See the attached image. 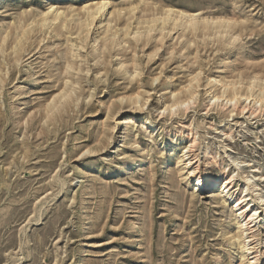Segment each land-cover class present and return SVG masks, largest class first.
<instances>
[{"label": "rangeland", "instance_id": "374dc122", "mask_svg": "<svg viewBox=\"0 0 264 264\" xmlns=\"http://www.w3.org/2000/svg\"><path fill=\"white\" fill-rule=\"evenodd\" d=\"M95 3H107L105 11L89 37L77 35L83 7ZM48 7L69 15L63 37L56 35L58 22L35 27ZM168 8L230 19L239 38L229 45L212 35L181 37L178 28L165 30L160 44L159 28L147 45L143 38L135 42L137 22ZM119 9L131 36L120 31L103 59L106 25L120 24L113 13ZM14 26L34 30L17 60L12 39L0 52V264H247L255 252V264H264V201H256L264 198V112L236 109L229 117L230 106L206 107L221 84L211 80L242 77L246 84L253 74L264 80V0H0V44L10 32L15 36ZM69 41L79 83L62 118L50 120L46 108L61 92L55 81L64 77L61 51ZM104 66L106 75L98 71ZM197 73L194 104L159 115L173 95L186 99L184 89ZM136 93L138 103L127 107ZM120 100L123 111L109 113ZM146 119L150 126L141 129ZM172 135L175 147L165 148ZM193 140L196 147L188 149ZM86 151L93 154L82 157ZM130 161L138 166L123 173ZM196 166L208 175H232L234 188L194 192L186 178ZM227 194L248 195L261 213L240 239L226 234L241 225L233 201L223 204ZM247 237L249 253L239 248Z\"/></svg>", "mask_w": 264, "mask_h": 264}, {"label": "bare ground", "instance_id": "6f19581e", "mask_svg": "<svg viewBox=\"0 0 264 264\" xmlns=\"http://www.w3.org/2000/svg\"><path fill=\"white\" fill-rule=\"evenodd\" d=\"M133 4L134 3L132 2L131 8L128 9L129 14H132L133 11L135 10ZM106 5H107V3H95V4H90L88 6L83 7L84 16L82 17V19L79 22H75V24H74L73 29L75 30V33H77V35H79V36L86 34L85 38L89 37L88 33L90 34V32H89L90 26L93 24V22L95 20H97L98 18H100L102 16L103 12L105 11ZM142 11L145 12V10H142ZM115 12H116V15L114 16V18L120 24L116 25V27H111V22H108V25H106V29H105V32H104V35L102 38V48L104 51H108V54L106 55L105 52H103V59H105L109 54H111L109 52L108 48L110 46L113 47V45H115L114 41H116L115 39H117L115 37H117V35L120 31H124L125 36H131L130 33L128 32L129 26L127 24L125 25L122 21V17H121L122 10L121 9L115 10L113 13H115ZM72 14H74V13H72ZM122 14H123V12H122ZM64 15H65V11L48 7L46 9V11L40 13L39 20H38V22H36L35 27L37 29H42V28H45L48 21L51 24L58 22L59 23V29H58L59 31L57 30L56 35H57V37H60V36L63 37L64 36V34L62 33L63 28L66 30L67 29L69 30V28L67 26L68 25L67 18L69 17V15H65V18L60 20L61 19L60 16H64ZM76 17H78V16H76ZM158 17L159 18H155V16L153 17L151 15L150 16L148 15V16L142 17L137 22V24L135 26L136 31L134 33L135 42H138L143 38L142 43L147 45L149 40H150L149 37H152L151 36L152 32L156 31L159 28H160L159 30L161 33H160L159 38L158 37L155 38V42H159L160 44L163 43V40L165 38L164 36H162V35H164L162 33L165 30H167L168 32H172L178 28L179 29L183 28L182 33L180 34L181 37H185V36H187V34H190L191 36H194V37H199V35H208V36L212 35V36L216 37L217 39H222L223 42L226 41L227 43H229V45H230V43L236 41L239 38L238 35H236L234 33L235 22H232L230 19H221V18L216 19V20L209 19V18L208 19H203V18L199 19L193 14L191 15L188 13H184L182 11H174L173 12L172 9H170V8H168L166 11L161 13V15ZM133 21H134V19H133ZM71 24H70V26H71ZM51 28H53V27H51ZM33 30H34L33 28L27 29V27H25V26H18V27L14 26L15 36H11V32H10L9 33L10 35H6V37H3L1 39L2 46L0 44V52L1 53L3 52V45L7 44L6 41L8 39H10V40L12 39V43L14 45L13 46L14 55H15L14 59L17 60L20 57V55L26 51V49H27V47H26L27 42L26 41H27L30 33ZM49 30H51V29H49ZM71 30H72V28H71ZM43 32H44V30H43ZM43 32H40V33H43ZM48 33H47V35H48ZM44 34H43V36H44ZM67 34H70V33H66V35ZM100 36H102V34ZM8 37H10V38H8ZM72 37H74V36H72ZM225 38H227V40ZM29 40H28V42H29ZM42 40H41V43H42ZM80 41H82V39H80ZM152 41H154V40H152ZM187 41H190V40H187ZM93 42H95V40ZM68 44H71L72 47L75 46V44L73 42L69 41L67 43V45L65 46V50L63 52L61 51L62 59L66 62L64 72H63L64 77L62 78V80H66V79H68V80L65 81L64 83H62V80L60 81L59 76H57L55 83L56 84L59 83L58 90H61V92L59 93V97H57L58 100H56L57 99L56 98L55 101L52 103V105L46 108L45 115L50 120H55V119L57 120V119L62 118L61 113L63 112V110H61V107H63V106L65 107V106L69 105V101L70 100L72 101V95L71 94L74 91L73 86L78 85V83H79V78L75 77L72 74V70H74V67L76 65H75V63L71 62L72 60L71 61L69 60L70 49H69ZM129 48H132L131 45ZM172 49L170 50V48H168L169 54L173 51ZM57 50H59V49L57 48ZM99 50H100V48H99ZM118 54L121 57L124 56L123 54H121L119 52H118ZM78 56H79V54H78ZM20 59H22V58H20ZM125 62L127 63V61H125ZM122 63L123 62L120 61L119 64H122ZM198 66H199V64H198ZM132 67L134 68L135 72H137V69H139L137 66V62H135L134 58L132 61ZM78 68L79 67H76V69H78ZM100 70H104L105 75L108 74L106 66H104L102 69H99L98 71H100ZM125 71L127 72L128 68H126ZM198 72H199V70H198ZM198 76L199 75L197 73L196 76L193 77V79H191L189 81V83H188L189 86L185 87L186 89H184V94H186V99L183 100L182 98L178 97L180 93L177 95H173L172 99H171V104H168L166 106L164 103L165 107L161 108L162 111L159 112V115L163 114L167 110L170 112L171 115H173L176 107L180 106V107H183L184 110H187L190 105L194 104L195 95H196V91H194V90L197 89L198 86L197 85H191V83L193 81H196L198 79L197 78ZM246 78H247L246 84H243V78L242 77L240 80L238 79V80H231V81L211 80L208 84H211V85L219 84V83H221V84H220V87L215 89V93H213L212 95L209 94L206 107H211V106H214L218 103H219V106L223 109L227 106H230L232 108V110L228 111L229 117L232 116L233 112L236 109L240 112V114H243V112H245L246 109L252 110V113L250 112L251 114H253L254 112L256 113L257 111H262V110L264 112V80H262L257 74H253L251 77L247 76ZM131 83H132V81L129 82V84H131ZM0 84H1V81H0ZM211 85H209L210 88L213 87ZM181 93H183V92H181ZM139 96H140V94L136 93L133 97H130L129 99H127L125 102L126 105L128 104L127 107L131 106L133 104H137L138 101H136V100L138 99ZM61 99H64L65 103H61V101H60ZM120 99H122V98H120ZM120 101H121V103L114 105V109H116L117 111H113V110L109 109V113L119 114L123 111V108H122L123 100H120ZM147 125L150 126V122H148V120L146 119V120H144V123L141 126V129L145 128ZM151 128L154 130L157 129L155 125L151 126ZM167 132L170 133L171 129H168ZM152 133H153V131H152ZM174 134L176 135L177 133H174ZM175 135L174 136L172 135L169 138V140L164 143L165 148H168L171 146L173 148L175 147L174 146V138L176 137ZM178 137H179V135H178ZM196 137H195V139H196ZM196 144L197 143L195 142V140H193L188 145V149H194L196 147ZM92 154H93V152L86 151L82 154V157L83 156H90ZM167 154L164 158V162L166 165H170L171 157L168 156ZM194 161H193V163H194ZM195 163L197 164V162H195ZM136 166H138L137 161H130L128 164L123 165V167L121 169H123V173L130 172ZM198 166H196L195 168L191 167L189 169V171L187 172L189 177L186 178L187 180L193 179V181L195 183L194 187H193L194 192L203 191L204 189H208V190L213 189L214 190L215 187H218V188L220 187V189H223V190L229 189V188H231V190H232L234 188V186H233L234 182H233L232 175L231 176L229 174L220 175L219 173L217 175H212V174L208 175V174H205L202 171H200V167H198ZM249 184L250 183L248 181L245 184L246 187H244L245 190L247 189V192L250 190L248 188ZM65 185L66 184L63 183V184H61V187L62 186L64 187ZM59 192H61V191H59ZM247 196L248 195L242 196L241 194H237L234 196L232 194V196L228 195L227 198L223 199V204H226V202L228 200L233 201V203L236 205L235 206L236 212L237 213L239 212L238 218L241 221L240 228L237 229V231L235 233L228 229L226 234L229 236L230 240H233L235 238L240 239L242 236L246 235V232L248 230H251L252 228H254L255 224H256L255 222H257V220L260 218L261 213H260L259 208L258 207H256V208L250 207L249 206L250 203H253L254 200L252 198L251 199L249 198V201L247 202V200H248ZM54 198H56V197H54ZM256 201H264V198L263 197H257ZM40 211H41V209H40ZM37 214H41V213L37 212ZM34 215H35V212H34ZM38 219H39V217H38ZM38 219H35V221L37 220V222H38ZM261 220H264V212L262 214ZM28 223H30V222H28ZM247 239H248V237H247ZM249 241L250 240L248 239L247 242L239 244V248L243 252L248 251V253H249L251 251V248H249L250 246H248ZM257 253L258 252H255V256L253 255L251 260L248 261L249 263L255 264V263L259 262L257 259V257H258ZM248 262H247V264H248ZM15 264H17V263H15ZM243 264H245L244 260H243Z\"/></svg>", "mask_w": 264, "mask_h": 264}]
</instances>
